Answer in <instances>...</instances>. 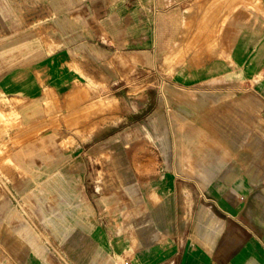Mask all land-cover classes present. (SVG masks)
<instances>
[{
	"label": "crops",
	"instance_id": "1",
	"mask_svg": "<svg viewBox=\"0 0 264 264\" xmlns=\"http://www.w3.org/2000/svg\"><path fill=\"white\" fill-rule=\"evenodd\" d=\"M0 95V264H264V0H0Z\"/></svg>",
	"mask_w": 264,
	"mask_h": 264
},
{
	"label": "rangeland",
	"instance_id": "2",
	"mask_svg": "<svg viewBox=\"0 0 264 264\" xmlns=\"http://www.w3.org/2000/svg\"><path fill=\"white\" fill-rule=\"evenodd\" d=\"M112 103L108 99L100 100L90 108V111H97L99 114L107 113L112 108ZM22 130V124L14 107L6 97L0 95V187L4 179L11 177L10 152L15 145L22 141L16 139V135ZM75 143L70 134L66 133L64 146L69 147Z\"/></svg>",
	"mask_w": 264,
	"mask_h": 264
}]
</instances>
